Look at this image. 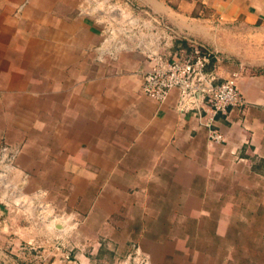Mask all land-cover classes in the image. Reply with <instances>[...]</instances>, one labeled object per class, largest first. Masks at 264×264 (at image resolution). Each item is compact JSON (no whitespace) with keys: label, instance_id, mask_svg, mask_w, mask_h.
Masks as SVG:
<instances>
[{"label":"crops","instance_id":"0c3cea01","mask_svg":"<svg viewBox=\"0 0 264 264\" xmlns=\"http://www.w3.org/2000/svg\"><path fill=\"white\" fill-rule=\"evenodd\" d=\"M189 39L246 101L217 117L222 142L176 90L140 89ZM4 147L0 264H116L135 246L212 264L195 245L264 211V0H0Z\"/></svg>","mask_w":264,"mask_h":264},{"label":"built area","instance_id":"2783aa9c","mask_svg":"<svg viewBox=\"0 0 264 264\" xmlns=\"http://www.w3.org/2000/svg\"><path fill=\"white\" fill-rule=\"evenodd\" d=\"M153 29L174 30L159 17H153ZM187 52L178 53L166 63L156 65L142 76L141 92L157 102L166 100L172 90L177 92L176 109L189 113L206 131L211 142H222L224 134L216 125L220 114H227L233 107L244 106L246 101L238 89L237 75L231 72L220 78L208 69L215 52L196 39H189ZM7 149H0V157ZM120 264H151L149 255L134 247Z\"/></svg>","mask_w":264,"mask_h":264},{"label":"rangeland","instance_id":"374dc122","mask_svg":"<svg viewBox=\"0 0 264 264\" xmlns=\"http://www.w3.org/2000/svg\"><path fill=\"white\" fill-rule=\"evenodd\" d=\"M247 211L245 207L240 209L238 218L223 229L215 242L195 245L213 257L212 264H264V211L253 214ZM126 255L116 264H120Z\"/></svg>","mask_w":264,"mask_h":264},{"label":"trees","instance_id":"16d2710c","mask_svg":"<svg viewBox=\"0 0 264 264\" xmlns=\"http://www.w3.org/2000/svg\"><path fill=\"white\" fill-rule=\"evenodd\" d=\"M188 49H189V46H188ZM211 60H212V58H211ZM211 60H210V64L208 65V69H212V67H210L211 66Z\"/></svg>","mask_w":264,"mask_h":264}]
</instances>
